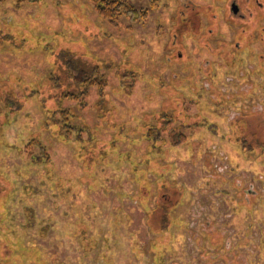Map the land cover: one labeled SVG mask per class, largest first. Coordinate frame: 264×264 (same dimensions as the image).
<instances>
[{
  "label": "rangeland",
  "instance_id": "374dc122",
  "mask_svg": "<svg viewBox=\"0 0 264 264\" xmlns=\"http://www.w3.org/2000/svg\"><path fill=\"white\" fill-rule=\"evenodd\" d=\"M236 1L250 23L231 0H128L148 17L117 27L88 0L0 4V264H264V48L240 54V28L264 31L258 0ZM75 56L109 81L63 103L82 157L28 97Z\"/></svg>",
  "mask_w": 264,
  "mask_h": 264
},
{
  "label": "trees",
  "instance_id": "16d2710c",
  "mask_svg": "<svg viewBox=\"0 0 264 264\" xmlns=\"http://www.w3.org/2000/svg\"><path fill=\"white\" fill-rule=\"evenodd\" d=\"M8 1H13L17 5H21L24 3L36 4L41 0H0V4ZM88 2L101 18L115 27L119 26V20L122 16L131 18V21L144 20L148 17L147 10L136 9L134 6L129 4L128 0H88ZM1 36L0 41L6 39L5 42H7V40H11L12 38L9 35L1 34ZM3 36L6 38H3ZM68 59L69 60L66 61V66H64L65 73H62L61 75H58V66L55 64L54 70L49 77L52 82V89L50 91L33 92L28 97H39V101L44 108L46 115L45 128L49 129L59 141L76 146L75 150L77 151L78 156L82 157L83 151L91 148L90 145L92 142H88L86 140L87 138L85 139L86 130L76 123L78 119L77 116L71 108H66L63 103L65 101H75L81 108H83L86 105V100L90 97L93 88H98L100 98L104 97L109 81L106 74L101 73L102 68L98 65V63L95 62V64H89L86 60L80 61V57L78 58L76 56L71 58L69 57ZM164 116L165 117L162 116V119L167 118L166 115ZM167 126H170L169 121L163 123V127ZM190 126L193 125L191 124ZM156 130V128H150L144 139L146 138L145 140H147L152 138L154 140L157 136ZM174 132L175 131L172 130L171 134ZM185 141L186 136L180 133L177 137L176 143L183 144ZM35 142L30 141L29 146H37L39 148V152L41 153L38 155L31 153V162L35 164L50 162L45 146L41 143ZM24 150L26 151L25 148H22L21 152ZM175 207L177 206L175 205ZM159 209L160 208L154 209V212H157L158 215ZM160 212V216H162L165 215L164 213L167 211L164 212V209L162 210L161 208ZM149 221L151 224L153 222L156 227L158 225L162 226L166 223V219L161 217H156L151 220L149 219ZM6 239H8V236ZM10 243L17 244L16 241L14 243L12 240H10ZM18 254L20 255L19 252ZM22 255L26 256L25 260L29 258H34L36 261L40 260L39 255L36 254Z\"/></svg>",
  "mask_w": 264,
  "mask_h": 264
},
{
  "label": "flooded vegetation",
  "instance_id": "af4514ba",
  "mask_svg": "<svg viewBox=\"0 0 264 264\" xmlns=\"http://www.w3.org/2000/svg\"><path fill=\"white\" fill-rule=\"evenodd\" d=\"M247 1V3H245V5L248 7L249 5H248V3H250L251 1L250 0H246ZM257 8H259V9H257L256 8V6H255V8H256V12H257V17L254 19V20H256L257 22H255V26H258V27H260L263 31H264V18H262V15H264V2H260L259 0H258V3H257ZM237 7V9H238V11L237 12H235L234 10H233V7ZM230 10L232 11V13L235 15V16H240L239 18H241V19H243V20H247L249 23H250V20L248 19V18H250V16L248 15V13L246 12V11H244L242 8H241V6L239 5V3H237V1L236 0H231V3H230ZM259 10H262L263 12L262 13H259L258 11ZM247 11H248V9H247ZM253 16V15H252ZM240 37L242 38V39H244L245 38V40H246V42L247 43H245L244 44V48L242 49V52H240V54L242 53V54H245V53H247V54H250L251 56H253V54L250 52V49L248 50L247 48H248V45L251 43V42H255V43H258L259 44V46H261L262 48H264V41L263 40H261V39H259V36L256 34V32L255 33H247V28L246 27H243V28H240ZM247 44V45H246ZM237 47L239 48V44L237 45ZM247 47V48H246ZM250 56V57H251ZM245 58H247L246 56H245ZM258 59L259 60H261V59H263L264 60V55L263 56H261V54L258 56Z\"/></svg>",
  "mask_w": 264,
  "mask_h": 264
},
{
  "label": "water",
  "instance_id": "95a60500",
  "mask_svg": "<svg viewBox=\"0 0 264 264\" xmlns=\"http://www.w3.org/2000/svg\"><path fill=\"white\" fill-rule=\"evenodd\" d=\"M233 10L235 11V12H237L238 11V9H237V7L235 6V7H233Z\"/></svg>",
  "mask_w": 264,
  "mask_h": 264
}]
</instances>
